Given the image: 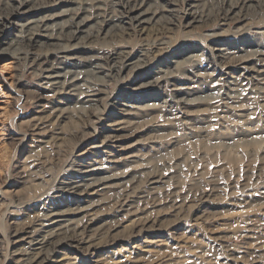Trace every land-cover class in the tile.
<instances>
[{"label": "rangeland", "instance_id": "obj_1", "mask_svg": "<svg viewBox=\"0 0 264 264\" xmlns=\"http://www.w3.org/2000/svg\"><path fill=\"white\" fill-rule=\"evenodd\" d=\"M166 1L174 9L171 16L177 18L173 26H164L162 33L158 30L130 33L123 39L100 40L95 45L100 52L97 57H105L109 50L119 55L137 51L139 56L134 62L152 64L155 71L171 68L179 76L175 82L177 86L184 88L185 84L192 83L198 91L205 92L189 98H199L203 102L186 108L177 106L172 88L163 83L152 89L142 87V96L148 99L136 104L146 106L157 101L164 106L162 112L143 110L139 119L124 116L122 110L127 104L128 92H119V89L130 86L118 89L122 82L114 80L113 76L109 80H95L96 77L85 79L82 74L81 78L87 81L85 85L104 88L109 98L103 97L97 104L106 113V120L99 126L103 133L91 141L86 140L93 130L86 125L94 117L88 110L77 108L86 109L87 104L83 106L68 100L70 107H64L77 110L71 112V118L60 122L51 118L54 93L38 89L37 72L15 59L8 45L9 39L14 40L19 34L20 27L16 24L24 21L13 19L12 24H7L0 44V264L16 261L12 255L11 235L21 227L34 226L47 205L58 204L59 199L50 200L54 196L62 198L61 193H53V189L75 176L72 172L78 169L75 166L104 162L108 155L122 154L118 149L112 152L92 147L100 146L104 137L115 130V122L127 118L138 122L128 127L124 134L131 137L126 142V150L136 156V163L132 165L137 166V172H146L139 187H146L152 172L163 175V182L158 185L161 194L148 202L134 199L137 212L130 221L139 218L141 224L146 222L144 230L126 227L128 223L125 224L124 217L127 214H114L117 207L114 200L96 207L95 215H101L96 227L106 232L98 240L102 249L93 257L76 250L79 263L264 264V195L261 194L264 192V90H258L264 88V73L255 75L256 82L247 85L241 79L238 82L232 79L234 73L238 74L228 68L232 60L219 59L211 67H205L218 45L231 49L235 56L244 57L246 54L235 48L245 49L243 42L246 40L263 43L264 18L247 17L235 24L217 21L214 22L216 29L212 30L201 24H189L190 1ZM7 2L0 0L1 9ZM33 3L31 1L28 6ZM218 3L221 4V0L199 2L200 10L203 9L201 14H209L214 20ZM71 8L72 4H59L42 12L37 19L45 15L57 22L65 18L64 12ZM216 34L219 38H215ZM180 50L186 53L183 59L197 55L202 68L187 71L188 63L181 66L170 63ZM32 52L38 54L42 50L35 47ZM93 54L84 52L78 57L83 60L82 64L88 65ZM204 79L206 81L202 82ZM149 81L136 83L131 88L136 89ZM118 94L121 98H117ZM107 102L113 108L106 105ZM42 122L46 124L41 125ZM84 153H88L85 161L76 162ZM69 163L74 164L73 167ZM249 193L255 197L249 198ZM33 199L41 200L30 208L18 207ZM203 210L210 216L207 221L199 220ZM115 225H123L126 229ZM97 256L102 258L99 263L94 258Z\"/></svg>", "mask_w": 264, "mask_h": 264}, {"label": "bare ground", "instance_id": "obj_2", "mask_svg": "<svg viewBox=\"0 0 264 264\" xmlns=\"http://www.w3.org/2000/svg\"><path fill=\"white\" fill-rule=\"evenodd\" d=\"M15 1L16 4L13 3ZM31 1L34 3L29 7L28 4ZM107 1L109 3L104 4L97 0H52V2L50 0H8L2 9L0 7V44H2L3 35H6L8 23L12 24L13 19L18 22L24 21L23 24H16L17 27H20L19 34L14 40L9 39L8 45L13 50L15 59L23 61L25 66L27 65L37 72L39 76L38 89L43 92L54 93L55 99L50 107L51 118L56 119V122L71 118V112L76 109L66 108L68 100H74L80 105L87 104L86 109L82 106L77 107L79 111L88 110L94 117L86 125L92 127L93 130V134L86 141H91L103 133L99 126L106 120L104 117L106 113H103L97 104L101 98L107 97L106 100L109 98L104 88L85 85L87 81L81 78L80 75L82 74H85V79L96 77L95 80H109L113 76L114 80L119 79V82H122L118 89L129 85L130 88L119 89V92H128L127 104L124 105L125 108L122 112L124 116H136L138 119L142 117L141 111L143 110L162 112L164 108L161 103H156V100H154L156 101L154 104L136 106L139 101L148 99V97L142 96V87L152 89L163 83L168 85L172 88L174 103L183 108L202 103L203 101L199 98L195 100L189 98L205 93L198 91L192 83L185 84L186 87L184 88L179 87L180 85L177 86L175 82L179 76L171 68L166 71L161 69L155 71L156 67L153 69L152 64H138L140 60L134 62L139 56L137 51L119 55L109 50L108 53L104 54L105 57L98 58L97 55H100V52L96 50L95 45L100 40L123 39L124 35L130 33L145 34L157 30L158 33H162L161 29L164 26H173L177 19L171 16L174 9L166 0ZM188 1L191 2L188 7L192 8V12L188 13L189 18H191L189 24H201L205 28H212V30L216 29L214 22L217 21L235 24L246 20L247 17L262 16L264 18V0H221L222 3L217 5L215 21L211 19L209 14H201L203 9L200 10L198 3L205 0ZM63 3L72 4V8L64 12L65 18L54 22L50 16L44 15V17L37 19L42 12ZM165 13H168V16ZM215 38H219V34H216ZM243 45L245 49L235 48V50L245 53L246 56L244 57L235 56L231 49L218 45L219 48L213 50V53L206 60L205 67H211L219 59L232 60V62L230 61L232 64L230 63L228 68L235 72L238 71V74H233L232 79L234 81L238 82L241 79V82H247V85L256 82L255 75L262 76L264 73V42L256 43L252 40H246ZM35 47H38L42 52L33 53L32 49ZM250 48L253 49L249 50ZM185 51L180 50L178 55H173L170 63L178 66L188 63L189 69L187 71H191L190 68L193 70L202 68L195 54L183 59L186 54ZM215 51L216 53H214ZM84 52L95 53L88 59L90 60L88 65L82 64L83 60L78 57ZM141 56L144 55L141 54ZM129 67V73L122 77V73ZM80 70L85 72H79ZM100 74L103 76H99ZM225 74L231 78L230 74ZM201 77L199 80L202 79ZM144 80L151 81L141 84L136 89L131 88L134 84L142 83ZM205 81V79L202 80V82ZM83 89L85 91H81ZM258 90H264V88L260 87ZM117 98H121L119 94ZM106 105L113 108V105L108 102ZM186 115L189 116L190 114ZM109 117L112 116L109 115ZM132 121L135 120L127 118L115 122L113 125L115 130L104 137L100 146L92 147L97 150L109 149L112 152L118 149L122 154L114 156L109 151L111 155H108L104 162L94 161L93 164L87 163L85 165L79 160L85 161L84 157L88 153L78 156L75 161L81 164L75 166L78 169L74 168L75 170L72 171L75 172V176L58 183L53 189L55 190L53 193H61L62 198L54 196L50 199H59L58 204L47 205L48 200L45 203L48 207L43 210L40 218L33 223L34 226L21 227L11 235L14 245L12 255L16 257L13 264H80L76 250H80L83 255L87 253L93 257L97 251L102 249L98 240L106 234V232H101V227H96L98 217L101 215H95L94 209L112 200L117 204L114 214L119 216L122 212H126L127 216L124 217L125 224L128 223L126 227L131 229L140 227L141 230H144L146 222L141 224L139 218L130 221V217L137 212L134 199L137 197L141 202H148L158 198L161 194L158 185L163 182L164 176L152 172L147 178L146 187H139L141 177L146 172L141 174L140 171H136L137 166L132 165L136 163V156L130 155L125 147L126 142L131 138L128 134H124L125 130L138 123ZM43 124L46 123L42 122L41 125ZM60 134H56L55 138H58ZM70 163L68 165L73 167L74 164ZM137 175L140 176L136 177ZM261 194L264 195V192ZM248 197L253 198L255 195L249 193ZM40 200L25 201L18 204V207L30 208ZM65 207L66 209H64ZM176 208L178 209L179 206ZM194 211L196 213L198 210L195 209ZM209 217L203 210L199 220L207 221ZM119 227L122 228L123 225L116 228ZM94 258L98 263L102 261L101 256Z\"/></svg>", "mask_w": 264, "mask_h": 264}]
</instances>
